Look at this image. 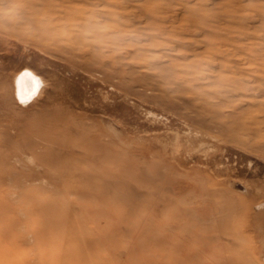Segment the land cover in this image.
I'll return each mask as SVG.
<instances>
[{
  "label": "rangeland",
  "instance_id": "1",
  "mask_svg": "<svg viewBox=\"0 0 264 264\" xmlns=\"http://www.w3.org/2000/svg\"><path fill=\"white\" fill-rule=\"evenodd\" d=\"M57 199L67 263L264 264V0H0V264Z\"/></svg>",
  "mask_w": 264,
  "mask_h": 264
},
{
  "label": "bare ground",
  "instance_id": "2",
  "mask_svg": "<svg viewBox=\"0 0 264 264\" xmlns=\"http://www.w3.org/2000/svg\"><path fill=\"white\" fill-rule=\"evenodd\" d=\"M27 70V69H26ZM27 72V71H26ZM31 72V71H30ZM29 73V72H28ZM32 73V72H31ZM30 74V73H29ZM34 77V76H33ZM36 78V77H35ZM15 86H17V91H18V97H19V99L20 100H22V101H26V100H28L29 98H32V96L33 95H35V93H36V91H38V89H39V81H37V83H36V81H35V79H31V77H29L27 74H25V73H21V74H18L17 76H16V78H15ZM42 80V79H41ZM42 82V81H41ZM14 85V84H13ZM16 91V90H15ZM14 91V92H15ZM39 91H41V90H39ZM39 94V93H38ZM38 96V95H37ZM40 96V95H39ZM25 157V156H24ZM50 158H52V155H50L49 156ZM27 159V158H26ZM16 160V159H15ZM16 162H18V161H16ZM55 171H59V172H67V173H71V169H68V171H65V170H61V169H57V170H55ZM54 171V173H55V175L53 174V175H51L50 176V179H51V184H56V183H58V181H56V180H61V174L60 175H56L57 174V172H55ZM60 199V198H59ZM40 202V201H39ZM63 208H65L64 207V205H62V204H60L59 202H58V199L57 200H55V202H50V204H48V205H46L45 206V209H44V211H45V213L46 214H44L43 215V217H41V219H40V221H38V223L36 224V226H37V230H38V232H39V234H42L41 236L43 237V238H46V239H51V240H53L52 241V245H51V247L53 248L52 250L56 253V254H61V258H58V259H60V260H58V261H56L57 260V258H53V257H51L50 259H46L47 260V263L48 264H77L76 263V261L75 262H71V263H67L66 262V260H64L65 258H66V253L68 252V249L69 248H71V247H73V246H71L72 245V242H74L75 240H77L78 239V236L76 237L77 239H74V241H73V237H74V235L75 234H78V232H76V230H74L75 232H73V233H75V234H73L72 232H70V233H72V235H73V237H70L68 234H67V231L68 230H71V229H68L67 231H66V234L64 233V235H60V233L58 234V233H55L54 232V230L56 229V227L57 226H61V223H62V220L63 219H58V218H53V216L54 215H60L61 216V214H64V209ZM37 209V208H36ZM77 214V213H76ZM42 215V214H41ZM40 215V216H41ZM53 215V216H52ZM78 215V214H77ZM60 216H58V217H60ZM62 217H63V215H62ZM71 217V216H70ZM61 218V217H60ZM66 218V217H65ZM68 218V217H67ZM55 224V225H54ZM99 225H101V224H99ZM88 227V226H87ZM54 229V230H53ZM62 229H64V228H62ZM67 229V228H66ZM60 230V229H59ZM71 231H73V230H71ZM32 232V231H31ZM84 232V231H83ZM85 233L87 234V232H86V229H85ZM156 234H157V232H156ZM155 234V235H156ZM159 236H161V234H158ZM27 236H29V235H27ZM61 236H63V237H61ZM64 238H65V240H64ZM88 238V237H87ZM154 238V237H153ZM42 239V238H41ZM86 240V239H85ZM93 240V239H92ZM148 240H150V238L148 239ZM147 240V241H148ZM95 241V240H94ZM23 242H24V240H23ZM44 242H45V240H44ZM46 242H49V241H46ZM45 242V243H46ZM90 242V241H89ZM89 242H86V243H88L87 245H90V243ZM149 242V241H148ZM147 242V243H148ZM146 243V244H147ZM95 244V243H94ZM98 244V243H97ZM163 244V243H162ZM177 244V243H176ZM32 245V244H31ZM86 245V246H87ZM144 245V244H143ZM174 245H175V243H174ZM178 245V244H177ZM71 246V247H70ZM78 246H80V244L78 245ZM98 246V245H97ZM50 247V246H49ZM49 247H48V249H49ZM76 247V251L74 252L76 255V257H75V259H77V258H81V260H82V257L80 256V257H78L79 256V254L80 255H82L83 256V250H84V248H82V247H78L79 249H80V251H79V249L77 248V246H74L73 248H75ZM92 247L93 246H90V248L92 249ZM162 247H163V245H162ZM177 247V246H176ZM175 247V248H176ZM4 248H6V246L4 247ZM33 248V247H32ZM31 248V249H32ZM46 248V247H45ZM94 249L95 248H98V249H100V247L98 246V247H93ZM30 249V248H29ZM30 249V250H31ZM43 249H44V246H43ZM90 249V250H91ZM94 249H92V250H94ZM103 248H101V252L103 251V253H104V250H102ZM161 249V248H160ZM182 249V248H181ZM45 250V249H44ZM43 250V251H44ZM90 250H89V252H90ZM92 250H91V252H92ZM95 250H97V249H95ZM94 250V251H95ZM33 251V250H32ZM31 251V252H32ZM71 251H73V249L71 250ZM85 251V250H84ZM99 251V250H98ZM97 251V252H98ZM109 251V250H108ZM8 252H9V250H8ZM30 251H29V253H31ZM36 252V251H35ZM48 252V251H47ZM91 252H90V254H91ZM50 253H52V252H50ZM98 253H100V252H98ZM98 253L97 254H95V252L93 253L92 252V254H94L96 257H98V259H100V255H102V253L99 255V256H97L98 255ZM164 253V252H163ZM40 254V253H39ZM43 254V253H42ZM66 254V255H65ZM165 254H167V253H165ZM174 254V253H173ZM30 255V254H29ZM35 255V254H34ZM41 255V254H40ZM45 255V254H44ZM51 255V254H50ZM154 254H152L151 256H153ZM69 256V255H68ZM67 256V257H68ZM85 256V255H84ZM95 256H93V255H91V256H88L91 260H90V262H93V263H95V260H93L92 258H94ZM146 256H148V255H146ZM71 257H73V256H71ZM69 258V257H68ZM88 258V259H89ZM83 259H85V258H83ZM234 259V258H233ZM45 260V261H46ZM103 261H104V259H102ZM101 260V261H102ZM87 261V260H86ZM102 261V262H103ZM106 261H107V259H106ZM153 261H154V258H153ZM168 261V260H167ZM38 262V261H37ZM36 262V263H37ZM41 262V261H40ZM40 262H39V264H40ZM68 262H70V261H68ZM42 263V262H41ZM109 264H110V262H108ZM19 264H21V263H19ZM86 264H88V263H86ZM112 264V263H111ZM157 264V263H156ZM235 264H236V262H235Z\"/></svg>",
  "mask_w": 264,
  "mask_h": 264
}]
</instances>
